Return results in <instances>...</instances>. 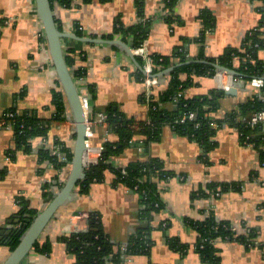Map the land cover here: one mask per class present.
<instances>
[{
    "label": "crops",
    "instance_id": "0c3cea01",
    "mask_svg": "<svg viewBox=\"0 0 264 264\" xmlns=\"http://www.w3.org/2000/svg\"><path fill=\"white\" fill-rule=\"evenodd\" d=\"M261 6V0H179L173 9L167 7L165 0H75L69 8L56 3L53 10L58 26L65 33L79 38L120 40L130 47L131 37L115 33L119 25L138 24L143 17L141 11L152 18L145 41L148 50L172 62L168 68L160 67L157 73L160 85L154 89L153 97L158 100L171 80L173 71H167L181 65L177 57L183 49L191 58L203 53L214 59L232 50H244L247 38L259 25ZM204 11L211 14L215 24L206 32L205 41L199 42L204 32L201 19ZM78 30L82 36L77 35ZM71 48L75 59L71 71L74 75L75 70H83L79 78H74L81 94L88 98L89 117L95 121L90 149L84 158L85 166H91L102 158L98 150L103 154L107 142L119 141L118 136L109 132L101 114L112 110L127 120L149 122V109L143 98L140 65L125 50L109 44L65 39V54ZM259 57L264 59V50ZM50 60L35 0H0V119L7 112H29L47 127L44 135L31 139L27 150L17 142L12 127L0 126V172H4L0 179V264L12 252L9 242L20 226L21 200L38 213L43 211L50 203L46 194L59 192L71 172V161H67L64 149L72 152L75 149V122L66 97L64 114L59 115L54 104L55 91L63 90ZM186 77L181 75L183 80ZM235 78L238 85L245 84L237 87L235 95L221 91L214 78L201 76L179 96L192 98L214 90L223 92L220 109L214 114L215 118L223 119L256 95L247 80L240 75ZM177 101L163 107L175 110ZM134 140L109 163L115 168H126L151 158L160 160L175 175L155 179L163 210L147 220L142 197L124 185L115 184L114 173L107 171L105 180L93 183L88 194H80L77 187L75 197L51 220L39 239L49 241L50 252L40 254L33 249L22 264H75V256L62 237L89 230L88 220L72 219L83 212L101 220L113 252L120 251L119 263L110 260L106 264H207L197 251L198 233L188 222H204L211 217L233 224L241 235H247L249 229L255 232L252 246L220 240L217 248L221 264H264V165L257 150L241 141L237 128L224 125L218 129L214 140L217 146L206 161L204 149L178 132L174 125L166 124L160 139L148 149L141 146L143 137L135 136ZM42 151L67 164L63 169L55 168L41 158ZM224 186L229 188L223 190ZM146 227L151 228L147 254L128 253L126 245L139 229ZM175 240L185 249L172 247Z\"/></svg>",
    "mask_w": 264,
    "mask_h": 264
},
{
    "label": "trees",
    "instance_id": "16d2710c",
    "mask_svg": "<svg viewBox=\"0 0 264 264\" xmlns=\"http://www.w3.org/2000/svg\"><path fill=\"white\" fill-rule=\"evenodd\" d=\"M75 0H51L52 6L56 3L61 4L67 8L73 5ZM86 1V0H85ZM179 0H165L169 9H173ZM259 9L260 21L259 30L253 31L247 38V47L244 50H232L229 54L224 55L220 59L208 58L201 53L196 58H187L185 49L178 54L179 64L171 74V80L167 88L159 95V99L153 97L151 107L149 109V122H135L134 120H127L112 110L106 113V123L109 132L118 136L119 141L115 143H106L105 152L102 154L101 160L96 165H91L86 169L87 177L84 181L78 184L79 193L86 195L91 189V185L95 182H102L105 180V173L111 171L115 175V184H121L127 188L138 193L144 204L146 205L145 218L151 220L153 214L161 212L164 205L160 199L158 183L155 179L163 180L175 176L173 173L167 171L163 163L155 158H151L146 162H135L126 168H115L109 160L120 155L123 150L135 142V136L143 137L144 149H148L150 145L158 141L161 137L162 129L166 124L174 125L176 130L191 141L196 142L204 149L203 158L208 159L209 153L217 146L214 141L218 129L224 125L237 128L240 134V139L243 143L252 145L260 155L261 163L264 165V133L259 129H252L248 124L250 117L262 110H264V101L257 95L253 99L240 104L239 111L235 110L227 114L223 119L215 118L214 114L220 109V97L224 94L217 90L211 91L206 95H199L192 98L181 97L179 94L185 92L186 89L195 85V78L201 76L212 77L216 73V69L203 62L189 61H207L214 64H219L229 69L236 70L240 76L245 80H252L253 78H260L264 76V59L259 57L261 50H264V0ZM142 4V3H141ZM142 9V6H141ZM142 18L144 12L141 11ZM204 22L203 35L198 40L204 42L206 32L212 30L214 27V19L211 14L204 11L201 15ZM171 22V19H168ZM153 19L147 18L144 23H138L130 27L119 25L115 33H120L124 38L131 37L132 47L139 46L144 43L149 36L150 28ZM62 31V28L59 27ZM77 35L83 34L78 30ZM111 39L112 37H108ZM74 49H69L66 53V61L70 69L74 67L75 59L73 57ZM240 56L246 58L247 61H242L238 66L234 62V57ZM156 67V73L159 68H168L172 64L170 58H164L158 55H152ZM141 65V61L137 59ZM140 77H144L143 71L138 72ZM83 74V70L77 69L74 71V76L78 78ZM182 74H186L185 80L181 78ZM219 92V93H218ZM184 94V93H183ZM178 100L175 110L168 111L163 107L164 104L171 103ZM54 104L58 108L59 115L66 111L64 92L55 91ZM15 118L8 120V123L14 130L17 142L27 147H31L30 141L32 138L44 135L47 127L41 119L29 112L19 114L12 111ZM194 112L196 117L193 120H188L184 124L175 125L178 119L187 117L188 114ZM243 118V120H241ZM3 117L0 119V121ZM67 154V161H71L73 152L64 149ZM42 159L50 161V163L57 169H63L67 164L60 161L57 157L49 156L48 153L42 151L40 153ZM4 176V172H0V179ZM216 186H211L215 188ZM229 186H224L223 190H227ZM50 202L54 198L53 194H46ZM21 209L19 211L21 222L19 228L16 229L10 239L9 247L15 250L20 242L23 233L30 227L33 220L38 214V211L29 208L26 202L21 200ZM89 230L85 233L74 234L62 237V241L67 245L69 251L75 256V264H106L108 261L119 263L121 261L120 251L118 254L113 252V244L105 236L102 231L101 220L92 215L88 220ZM188 224L194 228L199 236L197 251L207 264H221L218 256L217 243L222 241L239 242L252 246V238L255 232L249 229L246 234L239 233L234 230V225L228 222H219L214 218H208L204 222ZM151 228H141L139 233L129 241L126 245L127 252L131 254H147L150 249V235ZM172 247L177 250H184L185 247L179 244L178 240L172 242ZM51 249L49 241H38L34 247V251L40 254H48Z\"/></svg>",
    "mask_w": 264,
    "mask_h": 264
},
{
    "label": "water",
    "instance_id": "95a60500",
    "mask_svg": "<svg viewBox=\"0 0 264 264\" xmlns=\"http://www.w3.org/2000/svg\"><path fill=\"white\" fill-rule=\"evenodd\" d=\"M35 4L38 17L40 18L43 26L44 37L47 42L48 51L53 66L57 73L59 83L62 87L64 95L73 113L76 129V141L75 149L73 151V157L70 162L71 172L63 188L54 195V198L48 204V206L43 211L37 214L30 227L23 233L22 237L20 238L18 246L11 252L10 256L3 264L23 263L27 256L33 251L36 243L41 238L43 232L45 231L51 220L63 206H65L75 197V190L78 184L84 181L87 177V168L84 164L85 154L89 150L86 145V114L82 105L81 92L79 90V87L77 86L74 75L66 61L64 40L77 39L86 43L114 45L125 50L133 59V61L138 66L140 65L138 64L139 62L137 58L132 53V47L128 46L123 41L104 40L98 38H79L73 34L65 33L59 29V26L56 22L51 0H35ZM193 62H203L206 64H210L216 69V72H226L232 77L240 75L233 69H229L222 65L210 63L207 61H189L188 64H191ZM179 66L171 67L167 71V73H171ZM140 69L142 70L141 65ZM157 77L161 78L159 77V75H157ZM238 86L243 87L245 86V84L242 83L241 85H238V83H235V87L233 89L225 92L226 95H235L237 93Z\"/></svg>",
    "mask_w": 264,
    "mask_h": 264
},
{
    "label": "built area",
    "instance_id": "2783aa9c",
    "mask_svg": "<svg viewBox=\"0 0 264 264\" xmlns=\"http://www.w3.org/2000/svg\"><path fill=\"white\" fill-rule=\"evenodd\" d=\"M146 20H147V17L141 18L139 19V23H144ZM257 30H259L258 26L254 31H257ZM132 53L137 59L141 61V67H142V71L144 74L143 83H144V88H145L143 98H144L145 103L147 104L148 109H150L151 103L153 100L154 89L160 85V80L157 77V73H156L157 66L154 63L152 54L149 52L148 47L145 42L139 46L132 47ZM186 57L191 58L188 53H186ZM246 59L247 57L241 58L240 56H235L234 62L240 64L242 61H247ZM50 62H52V60H50ZM52 66H53V63H52ZM211 78H214L216 81H218L220 90L224 92L229 91L230 89H233L235 87V83H238L237 78L232 77L226 72L225 73L216 72L214 76H212ZM247 84L253 87L256 91L257 97H259L261 100L264 101V76L260 78H253L252 80H247ZM81 96H82L81 98L82 105H83V108L86 114V145L90 149V140L93 136V127L95 125V121L89 117L90 106H89L87 96L84 94H81ZM100 116L103 119L104 123L106 124V115L101 114ZM195 117H196L195 113L192 112L188 114L187 117L178 119L175 122V125L184 124L186 123L187 119L193 120L195 119ZM13 118H15V114L13 112L5 113V115L3 116V119L0 121V126L2 128L11 127V125L8 123V120H11ZM247 122L252 129L259 128L264 133V110L253 114ZM98 153H99V158L102 157L101 150H98ZM88 167L89 165L86 164V168ZM219 194L220 193H218V195ZM90 217H91L90 213L83 212V213L73 216L72 219L73 220H89ZM234 230H237V228L234 227ZM125 249L127 250V248Z\"/></svg>",
    "mask_w": 264,
    "mask_h": 264
}]
</instances>
